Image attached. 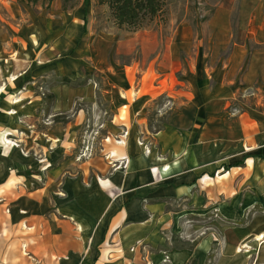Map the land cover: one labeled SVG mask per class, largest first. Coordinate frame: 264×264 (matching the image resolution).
I'll return each mask as SVG.
<instances>
[{
  "label": "crops",
  "instance_id": "obj_1",
  "mask_svg": "<svg viewBox=\"0 0 264 264\" xmlns=\"http://www.w3.org/2000/svg\"><path fill=\"white\" fill-rule=\"evenodd\" d=\"M231 4L216 19L238 10V31L210 25L217 31H202L198 44L194 31L174 43V52L196 49L181 88L172 90L161 63L152 76L138 67L125 75L116 134L103 136L88 160L65 161L64 136L49 143L47 126L33 134L40 163L21 156L4 142L17 139L18 102L0 107V264H205L214 241L180 234L191 217L205 221L213 212L229 257L264 264V0ZM48 24L29 5L0 0V37L8 46L14 40L18 56L45 50L51 37L59 48L65 31L51 33ZM16 60L17 79L29 61ZM162 98L174 108L152 129L147 115ZM53 146L61 155L51 158L45 150Z\"/></svg>",
  "mask_w": 264,
  "mask_h": 264
},
{
  "label": "rangeland",
  "instance_id": "obj_2",
  "mask_svg": "<svg viewBox=\"0 0 264 264\" xmlns=\"http://www.w3.org/2000/svg\"><path fill=\"white\" fill-rule=\"evenodd\" d=\"M13 1L15 4L27 6L25 0ZM161 1L162 12L153 20H146L137 30L119 28L109 7L100 5L97 0H70L69 8H74L68 11L62 10V0H55L49 8L29 6L34 14L43 13L48 17V29L51 33L65 31V40L56 48L51 44V37L49 46L44 47L45 50L34 51L28 48L18 56L14 40H11L8 46L5 38L0 37V92L6 94L7 98L13 97L8 100L1 99L0 107L17 101L18 103L13 105L19 110L16 123L20 127L16 141L12 142L6 137L4 142L17 147L21 156L25 155L39 164L43 149L38 143H34V138L38 136L33 137V134L40 133L41 129L47 126L45 128L48 129L49 143H54V138L58 136H64L66 141L63 149L69 152L63 154L65 161L88 160L94 153L99 154V140L103 136L109 132L116 134L112 122L117 110L121 108L117 99L120 89L123 88L125 75L133 77L138 67L148 70L149 77L161 63L171 71L167 76L171 74L172 90L181 88L185 63L189 54L195 56L196 49L192 53L174 52V43L184 40L186 35L194 31L196 45L201 42L202 31H217L208 30L210 25L220 28L223 27L220 24H229L238 31L239 16L235 12L238 10L228 19H216L220 6L232 7L231 0ZM4 26L10 31L6 23ZM33 26L35 29L36 25ZM75 31L86 33L77 35ZM8 33L11 38H15ZM16 58L29 61L26 67L21 63L24 69L17 74V79L15 74L19 71L18 66H15V74L12 77L13 64L18 63ZM39 65L44 66L40 68ZM64 77L70 78L72 84H60L59 81ZM31 100H36L38 104L32 106V115H25L23 110L30 106ZM172 104L166 98L154 104L152 111L147 115L152 129L163 126L168 113L174 108ZM57 127L61 129L60 132ZM126 134L127 132L124 136H127ZM68 140L74 142V146H70ZM145 143L146 141L142 140L140 145L149 154L151 147L149 145L148 148ZM90 144L93 148L88 156L79 158V154ZM57 149L59 148L53 146L45 151L53 158L54 155H61ZM219 225L224 226V223L217 212L211 213L205 221L191 217L190 221L185 223L187 228L180 236L187 241L208 236L214 241L205 264H249L251 260L241 262L229 257L231 255L226 252L227 244L223 241L219 243V235L216 233V226Z\"/></svg>",
  "mask_w": 264,
  "mask_h": 264
},
{
  "label": "trees",
  "instance_id": "obj_3",
  "mask_svg": "<svg viewBox=\"0 0 264 264\" xmlns=\"http://www.w3.org/2000/svg\"><path fill=\"white\" fill-rule=\"evenodd\" d=\"M55 0H25L29 6L49 8ZM100 5H107L112 12L119 28L137 30L146 20H153L163 10L161 0H97ZM70 0H62V10L68 11ZM64 84H69L68 79H63Z\"/></svg>",
  "mask_w": 264,
  "mask_h": 264
},
{
  "label": "built area",
  "instance_id": "obj_4",
  "mask_svg": "<svg viewBox=\"0 0 264 264\" xmlns=\"http://www.w3.org/2000/svg\"><path fill=\"white\" fill-rule=\"evenodd\" d=\"M127 135V134H126ZM91 148H93V146L90 144L88 146L85 147V149L81 152L80 157H87L88 153L90 152Z\"/></svg>",
  "mask_w": 264,
  "mask_h": 264
}]
</instances>
